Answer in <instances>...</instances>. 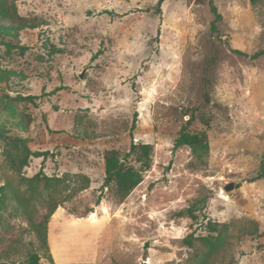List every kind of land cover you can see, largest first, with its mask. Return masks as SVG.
<instances>
[{
	"label": "rangeland",
	"instance_id": "1",
	"mask_svg": "<svg viewBox=\"0 0 264 264\" xmlns=\"http://www.w3.org/2000/svg\"><path fill=\"white\" fill-rule=\"evenodd\" d=\"M213 2L218 34L210 32L209 7L195 0H166L160 13L157 0L16 3L37 28L18 32L24 54L0 48V69L19 74L0 84V95L35 97L18 105L32 118L23 137L49 155L17 175L0 147V187H8L0 263H21L35 250L40 264H264V57L232 52L264 49V0ZM213 55L206 103L204 69ZM191 114L188 129L208 139L202 161L188 147L174 149ZM134 115L133 141L152 146V161L120 202L113 189L101 190L104 156L129 150ZM39 172L63 182L33 192L22 177ZM53 205L44 247L30 217L39 223ZM191 207L196 220L178 216ZM208 221L225 236L212 256L197 240L209 234Z\"/></svg>",
	"mask_w": 264,
	"mask_h": 264
},
{
	"label": "trees",
	"instance_id": "2",
	"mask_svg": "<svg viewBox=\"0 0 264 264\" xmlns=\"http://www.w3.org/2000/svg\"><path fill=\"white\" fill-rule=\"evenodd\" d=\"M19 0H0V48L4 47L7 52L13 49L18 50L19 54H24L27 50L25 46L19 45L16 37L20 30L31 28H37L36 25H28L26 21L21 19L18 15L16 3ZM166 0H157L155 10L160 13L161 7ZM214 0H195L198 5H207L209 11L213 16L210 22L211 34H218V24L222 21V16L218 12ZM251 5H255L259 0H249ZM100 14H109V11H102ZM159 32H157V37ZM233 53L248 58L250 61L257 60L264 57V49L259 50L252 55H248L239 50H233ZM217 65V56L213 55L206 61L203 85L207 89L204 95L205 102H209L208 91L210 88V80L208 77L213 72ZM19 76L18 73L13 71H4L0 69V84L5 83L7 85L11 77ZM8 88V87H7ZM35 97H11L6 94L0 95V116L3 115L4 120L0 121V147L2 149V157L6 167L17 175H21L22 171L28 167L32 158H45L49 155L48 151H33L28 146L29 140L23 135L28 133L29 125L32 123V118L29 114L18 111V105L21 102H29L34 105ZM0 119H2L0 117ZM195 120V115L191 114L189 120L181 127L177 138L174 142V149L180 147H188L197 160H204L209 153L208 139L203 132H192L188 128ZM136 115L133 117V123L130 128V146L129 150L121 154L116 150L108 151L104 156V181L101 186V190L113 189L117 199L123 201L143 180V173L148 171L151 167L152 146L149 144H137L133 141V130L135 128ZM17 131L20 135L13 136L11 134V128ZM135 162L138 166L133 165ZM259 179H264V152L262 154V161L260 165ZM30 190L36 192L39 187L49 189L51 186H59L63 182L60 178H49L42 173L35 174L32 178L27 179L22 177ZM85 189V187H83ZM12 197L15 200H19V195L15 191H11ZM8 199V187L3 185L0 187V208L4 206ZM101 199L98 198L95 201V205L100 204ZM59 205H53L41 218L39 223H35L30 217V222L33 230L36 232L40 242L44 247L47 246V222L52 216L54 211ZM92 212V209H88L85 215ZM194 209L188 208L183 212H179L178 216L187 215L189 218L196 220L194 215ZM206 230L207 236L199 237L197 240L207 248V255H214L225 243L224 233L217 228V226L210 221L207 222ZM192 237H186L184 239L187 246H192ZM41 257L37 251H30L23 262L18 264H40ZM7 264V263H0ZM15 264V263H11ZM202 264V263H201Z\"/></svg>",
	"mask_w": 264,
	"mask_h": 264
},
{
	"label": "bare ground",
	"instance_id": "3",
	"mask_svg": "<svg viewBox=\"0 0 264 264\" xmlns=\"http://www.w3.org/2000/svg\"><path fill=\"white\" fill-rule=\"evenodd\" d=\"M86 219L90 225H95L97 222V217H96L95 213L89 214Z\"/></svg>",
	"mask_w": 264,
	"mask_h": 264
}]
</instances>
